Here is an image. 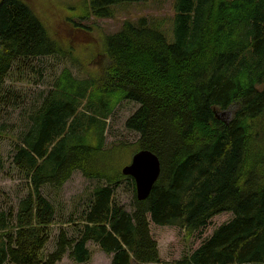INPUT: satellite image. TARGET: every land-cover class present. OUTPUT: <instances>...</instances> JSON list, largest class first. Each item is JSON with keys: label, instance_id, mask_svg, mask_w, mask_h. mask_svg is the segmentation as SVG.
<instances>
[{"label": "trees", "instance_id": "obj_1", "mask_svg": "<svg viewBox=\"0 0 264 264\" xmlns=\"http://www.w3.org/2000/svg\"><path fill=\"white\" fill-rule=\"evenodd\" d=\"M144 1L85 0L75 16L112 19L116 6ZM173 18L174 43L160 23L142 17L105 35L93 58L79 55L78 44L58 37L25 0H0V111L14 106V74L29 60L67 59L83 75L64 68L26 113L13 162L30 189L16 215L0 211V264H58L68 253L83 264L90 241L111 264H162L151 223L191 234L223 213L233 219L171 264H264V0H174ZM91 59H99L96 68ZM123 101L139 105L126 128L140 139L108 148V120ZM230 109L226 122L218 110ZM140 150L157 155L162 172L129 213L115 200V188L129 178L118 157ZM76 171L104 184L93 192L78 238L62 229L46 255L57 211L43 189L60 193Z\"/></svg>", "mask_w": 264, "mask_h": 264}, {"label": "rangeland", "instance_id": "obj_2", "mask_svg": "<svg viewBox=\"0 0 264 264\" xmlns=\"http://www.w3.org/2000/svg\"><path fill=\"white\" fill-rule=\"evenodd\" d=\"M25 1L44 19L58 37L59 35L68 37L73 45L78 44L76 47L79 55L87 51L91 53L93 58L96 57L102 52L101 44L105 35L119 31L122 24L127 20L137 21L142 17L160 23L161 30L168 41L170 43L175 42L174 0H147L140 3L118 5L115 7V15L112 19H90L85 22L75 16L83 13L85 0ZM69 19L76 21L82 27H89L90 33L74 31L72 25L68 23ZM87 44H89V48L85 50ZM85 60L88 61L89 59L86 58ZM98 62L99 59L94 61L91 59L88 65L96 68ZM66 67L71 68L76 77H83L79 72L80 70L73 66L70 61L59 57H40L29 60L23 67V73L14 74L18 76L13 79L16 82L13 86L15 97H17L16 101L14 106H5L0 111V211L13 212L16 215L20 202L28 196L29 180L13 162L15 146L18 144V137L26 131V113L31 103L36 102L39 96L51 89L55 79ZM83 74L85 75L84 71ZM11 82L14 83L8 80V85H11ZM10 95L12 96L11 92ZM138 107L139 105L133 101H123L114 111L108 120V128L105 134L108 148L117 143L135 145L140 139L137 133L126 128L127 120L136 112ZM233 113L234 110L232 109L218 110L219 117L226 122L231 120ZM132 156V152H128L118 157L120 170L130 164ZM102 184H104L103 181L89 180L80 171H76L63 186L60 193L49 187L43 189V194L56 207L57 211V224L51 228L50 241L44 251L46 255L56 249L62 229L68 233L70 238H78L82 230L81 217L91 208L93 192ZM135 197V183L130 177L124 179L115 188L116 202L129 213L133 212ZM232 219L233 214L223 213L214 217L206 228L191 234L179 226L160 227L151 223L152 238L158 244L162 264L181 261L210 238L215 229ZM87 249L91 252V259L83 264L112 263V256L107 255L98 244L90 241L87 244ZM58 264L82 263H77L68 253Z\"/></svg>", "mask_w": 264, "mask_h": 264}, {"label": "water", "instance_id": "obj_3", "mask_svg": "<svg viewBox=\"0 0 264 264\" xmlns=\"http://www.w3.org/2000/svg\"><path fill=\"white\" fill-rule=\"evenodd\" d=\"M162 172L159 157L150 150H140L132 156L130 164L121 170L122 175L135 182L136 198L142 202L148 199Z\"/></svg>", "mask_w": 264, "mask_h": 264}]
</instances>
